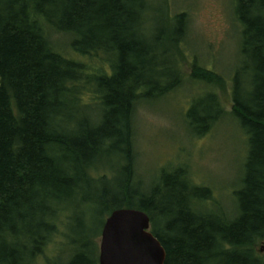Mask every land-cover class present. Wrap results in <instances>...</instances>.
<instances>
[{"label": "trees", "instance_id": "obj_1", "mask_svg": "<svg viewBox=\"0 0 264 264\" xmlns=\"http://www.w3.org/2000/svg\"><path fill=\"white\" fill-rule=\"evenodd\" d=\"M232 2L242 51L259 62L255 88L235 93L237 72L230 111L209 92L185 115L205 114L198 138L221 116L244 132L228 212L185 167L146 190L138 178L135 114L182 85L186 13L152 19L150 0H0V264H98L93 239L119 209L148 215L165 264H264V0ZM188 79L226 86L195 60ZM58 235L65 243L49 259Z\"/></svg>", "mask_w": 264, "mask_h": 264}, {"label": "rangeland", "instance_id": "obj_2", "mask_svg": "<svg viewBox=\"0 0 264 264\" xmlns=\"http://www.w3.org/2000/svg\"><path fill=\"white\" fill-rule=\"evenodd\" d=\"M150 1L154 7L150 16L152 19L167 16L170 20L178 13H186L188 33L180 45L183 53L180 60L182 85L164 99H153L138 105L135 114L139 181L146 190L159 181L162 171L185 167L192 173L194 181L210 188L222 208L230 212L233 200L229 196L239 188L248 151L244 132L232 116H221L208 134L198 138L195 128L201 132L205 125L201 122L196 127L195 124L198 117H205V114H198L190 120L185 115L193 103L203 101L209 92L216 94L224 110L230 111L235 74L240 73V85L235 93L240 96L249 93L255 88L251 81L258 72L259 62L252 54L244 55L242 51V28L234 18L232 0ZM152 29L153 25L146 32L151 34ZM194 60L204 69L222 75L225 88L211 89L189 81L190 66ZM214 114L210 112L212 117ZM191 120L193 127L188 125ZM96 173L99 177L105 171ZM100 238L101 234L93 239L98 257ZM62 243H65L63 235L56 236L44 255L49 259L55 258ZM69 255L65 250L59 258L66 262ZM43 259H40V264Z\"/></svg>", "mask_w": 264, "mask_h": 264}, {"label": "water", "instance_id": "obj_3", "mask_svg": "<svg viewBox=\"0 0 264 264\" xmlns=\"http://www.w3.org/2000/svg\"><path fill=\"white\" fill-rule=\"evenodd\" d=\"M150 228L143 211H113L101 231L98 264H165V249ZM258 252L264 254V241Z\"/></svg>", "mask_w": 264, "mask_h": 264}]
</instances>
